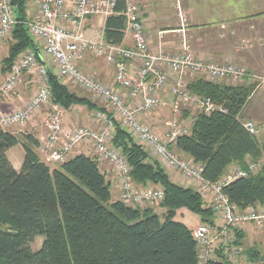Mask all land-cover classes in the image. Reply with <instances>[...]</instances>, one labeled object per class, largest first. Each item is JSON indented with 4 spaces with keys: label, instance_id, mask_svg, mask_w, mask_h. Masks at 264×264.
Segmentation results:
<instances>
[{
    "label": "trees",
    "instance_id": "obj_1",
    "mask_svg": "<svg viewBox=\"0 0 264 264\" xmlns=\"http://www.w3.org/2000/svg\"><path fill=\"white\" fill-rule=\"evenodd\" d=\"M29 2L12 0L18 23L3 60L2 72L6 74L26 51L40 54L26 27ZM124 9L125 0H120L116 14L106 20L104 39L109 44L124 42ZM49 85L51 103L60 108L80 105L108 113L89 98L70 91L52 72ZM188 88L196 95L211 98L226 113L198 114L190 134L179 137L174 148L201 164L204 178L211 182L220 180L233 165L246 170L249 159L261 161L258 174L237 179L224 189V194L240 210L264 205V151L258 137L245 129L240 117L255 86L198 79ZM112 136L113 146L132 169L135 184L159 186L164 191L160 203L166 210L164 218L152 209L141 210L114 201L111 184L92 157L80 155L52 170L37 154L40 141L33 136H28L32 146H23L21 170H15L8 151L21 141L0 129V264H200L192 230L175 219L179 211L187 210L200 216L202 222L214 225L208 220L216 214L212 204L207 206L194 188L174 183L117 119ZM232 232L234 244L244 248L242 230ZM38 237L44 241L35 252L30 245ZM224 250L219 248L206 264H237ZM243 253L252 263L264 259L255 248L243 249Z\"/></svg>",
    "mask_w": 264,
    "mask_h": 264
},
{
    "label": "built area",
    "instance_id": "obj_2",
    "mask_svg": "<svg viewBox=\"0 0 264 264\" xmlns=\"http://www.w3.org/2000/svg\"><path fill=\"white\" fill-rule=\"evenodd\" d=\"M34 1L38 3V14L26 22V27L31 37L40 43L43 53L50 58L53 71L40 63V56L35 51L28 50L21 55L0 85V129L7 131L23 126L35 119L43 107L50 106L46 122L47 135L44 144L39 148L47 165L66 163L76 146L89 143L94 148L95 161L98 164H108L117 174L120 200L125 205L145 208L161 203L164 200V191L151 186L136 185L127 159L113 146L114 119L119 120L133 137L152 152L165 169L182 174L188 185L196 187L200 193L211 194V204L222 216L227 228L216 230V233L209 224H202L193 229L200 264L212 260L216 251L222 247L225 248L229 260L235 262L242 249L234 244L235 234L232 229H243L251 224L264 228V208L258 206L240 210L224 194V189L237 179L246 178L255 171L260 172L262 162L249 159L246 170L231 169L220 180L211 182L204 178L202 166L176 154L174 145L179 137L189 134L180 122L182 106L199 109L206 115L226 113V109L211 98L191 92L186 83L188 75L232 83H253L261 80L260 77L240 65L200 60L192 54L185 42L181 50L173 55L154 53L144 30L140 5L134 0H125L122 13L126 18V33L132 36V48L104 41L96 42L87 36L86 22L91 18L107 19L115 15L120 0ZM176 2L177 16L185 25L186 16L178 0ZM17 23L16 8L12 0H0V43L11 35ZM260 43L264 47V38ZM242 47L240 45L239 48ZM88 53H93L98 59L114 66V86L104 84L80 69L79 65ZM132 67L135 69L134 74ZM49 72L101 101L109 114L95 111L92 119L96 127L76 125L66 128L61 108L51 105ZM26 73L37 75L36 92L22 108L11 112L4 111L2 100L19 87ZM171 77L175 115L167 121V131L162 135L143 123L141 118L164 106L159 94L168 88ZM244 127L252 136L260 135V129L253 122H245Z\"/></svg>",
    "mask_w": 264,
    "mask_h": 264
},
{
    "label": "crops",
    "instance_id": "obj_3",
    "mask_svg": "<svg viewBox=\"0 0 264 264\" xmlns=\"http://www.w3.org/2000/svg\"><path fill=\"white\" fill-rule=\"evenodd\" d=\"M134 1L140 4L144 30L150 48L154 53L164 52L175 54L179 52L184 43L183 39L189 44L188 35L193 31L198 34H203L208 38L205 41L206 47L199 42L196 43L197 53H199L202 60L216 62L218 64L232 63L240 65L247 68L250 73L260 77L261 80L253 82L255 90L251 94L240 117L243 123L248 121L253 122L260 129L258 139L264 148V47L261 46L260 43L261 39L264 38V30L262 31L260 28V23L264 21V0H180V6L184 11L187 20L185 25L181 23L179 24L177 14H174L171 4H168L166 0ZM34 16L35 13L31 18ZM106 20L107 19L96 17L91 18L86 22V32L90 40L106 42L104 39ZM167 26H172V28H168ZM226 31H228L227 36L229 38L222 41ZM240 33L242 34L240 35ZM238 41H242L243 43L240 44ZM2 43H0V51L3 54L5 52V47H3ZM36 43L40 48L38 40H36ZM133 44L131 34L126 33L124 42L121 46L132 48ZM240 45L243 46L242 49L239 48ZM39 56L40 63L45 64L48 68L50 67L49 70L53 71L51 69V60L49 57L45 58L42 49L40 50ZM79 66L82 71L93 76L98 81L111 86L115 85L114 66L107 64L102 59H98L93 53H88ZM131 71L132 74L135 73L134 67H132ZM168 73L171 74L169 71ZM6 76V73L0 71V85L4 82ZM37 82L38 77L35 73L24 74L22 83L19 87L15 89L10 96L2 100L1 106L3 110L11 112L22 108L36 92ZM62 82L65 85L68 84L71 86L68 81L63 80ZM212 82L236 85L235 83L225 80H212ZM171 87L172 85L169 83L168 88ZM70 91L73 90L70 89ZM160 97L163 98L162 100L164 101V106L161 107L162 111L157 114L144 115L141 120L143 123L148 124L155 129L163 130L166 129L165 126L169 120V118L165 119L167 117L166 115H168V111L165 109H169L172 105L173 95L170 91H165L160 94ZM80 108L81 107H76L69 111H62L65 127L72 128L76 125L96 127L97 125L93 119L89 118V116H84L82 109ZM78 109L81 111H77ZM196 114V112L191 111L185 113L183 116L186 117L185 121L189 122L192 120V116ZM47 116L48 108L43 107L35 119L30 121L24 129H16L17 132H13L11 129L9 132L12 131L11 133L16 136L19 135L18 138L20 139L24 133L35 136L36 139H39L40 145L42 146L47 135V131H44L43 129L42 120H45ZM19 149L22 152V156H24V149L22 151L21 145L10 149L8 155L10 152H18ZM93 152L94 148L89 143L78 145L74 148L69 160L80 155L94 158ZM41 157L43 158L42 154ZM8 158L15 170H21L24 160V157H21V154L18 155L17 158H10L9 156ZM233 167L234 166L230 168ZM99 168L105 175L106 180L111 184V192L112 187L114 188V193L112 192L113 200H119L120 191L117 174L108 164H99ZM230 170L231 169H229V171ZM167 174L172 177L171 180L174 183L189 187L187 181L182 178L181 175L174 172L171 173V175L170 172H167ZM178 214H181V216L186 219L183 210L179 211ZM220 225L221 223H219V226ZM241 230L243 232L241 242L243 243L244 248L258 249L259 245L256 242L249 248L248 245L246 246V242L249 243L248 240L249 238L251 239V225H248Z\"/></svg>",
    "mask_w": 264,
    "mask_h": 264
},
{
    "label": "rangeland",
    "instance_id": "obj_4",
    "mask_svg": "<svg viewBox=\"0 0 264 264\" xmlns=\"http://www.w3.org/2000/svg\"><path fill=\"white\" fill-rule=\"evenodd\" d=\"M167 1V3L168 4H171V6H172V9H173V11H174V14L176 15L177 13H178V11L176 10V8H177V2H176V0H166ZM178 2L180 3V0H178ZM138 3V2H137ZM139 4V3H138ZM140 5V4H139ZM28 18L29 19H31V17L34 15V13H35V16L34 17H36L37 16V14H38V3L37 2H35L34 0H30V2H29V4H28ZM179 19V18H178ZM179 22V24L181 23V21L179 20L178 21ZM182 24V23H181ZM168 28H172V26H167ZM260 28L262 29V31L264 30V21L263 22H261L260 23ZM242 33H240V35H241ZM228 35V31H226L225 33H224V37H223V40L222 41H224V40H227L229 37L227 36ZM239 37V36H238ZM202 39V40H201ZM206 39H208L205 35H203V34H198V33H196V32H190V34L188 35V40H189V44L188 43H186L185 42V40L183 39V42H185L189 47H190V50H191V52H192V54L195 56V57H197L198 59H200V60H202V58H201V56L199 55V53H197L198 51H197V46H196V43H201V44H203L204 45V47H206V45H205V41H206ZM219 39H221V38H219ZM35 41H36V39H35ZM247 41V40H246ZM2 42H4V43H2ZM1 43H2V45H3V47H5V52L2 54V52L0 51V71L2 72V69H3V67H4V65H3V60H4V58L5 57H7V55H8V51H9V45H10V43L12 42V36L10 35V36H8L6 39H4L3 41H2ZM207 42H210V41H207ZM247 42H249V41H247ZM228 43V42H227ZM238 43H240V44H242L243 42L242 41H238ZM198 49H200V48H198ZM40 50H41V46H40V48H39V52H40ZM166 54H170V53H166ZM171 55H173V54H171ZM45 58H48L46 55H45ZM204 61V60H203ZM8 74V73H7ZM198 79H201V78H198V77H196V76H194V75H188L187 77H186V83H187V85L189 86L193 81H195V80H198ZM204 80H208V79H204ZM68 83H70L71 84V86L70 85H68L69 86V88L71 89V90H73L75 93H77L78 95H80V96H82V97H86V98H89L97 107H102V108H105L104 107V105H103V103H101V101H99L98 99H96V98H94L92 95H90L89 93H87V92H85V91H83L82 89H79L78 87H76L75 85H73L71 82H68ZM170 84L171 85H173V79H170ZM236 85H240V84H242V83H235ZM189 89V88H188ZM165 91L166 92H171V88H167V89H165ZM165 91H163V92H161L160 94H162V93H164ZM160 94H159V96H160ZM205 98V97H204ZM160 99H163V98H161L160 97ZM217 103V102H216ZM174 104H175V102H174V99H173V101H172V105L170 106V108L169 109H165V110H167L166 112L168 113V115H166L167 117L165 118V119H172L173 117H174V115H175V112H174ZM218 104V103H217ZM51 105H54V104H52L51 103ZM76 107H81L80 109H82V113H83V115L84 116H86V117H88L89 116V118H91L92 119V116L94 115V112H95V110L94 109H89V108H86V107H84V106H80V105H77V106H72V107H70V108H68V109H64V108H62L61 109V112L62 111H64L65 112V110L66 111H69V110H72V109H74V108H76ZM161 107H163V106H160V108H158V109H156V110H154L153 112H151L150 114H157L158 112H160V111H162V108ZM195 107V106H194ZM48 108V113H49V109L51 108L50 106L49 107H47ZM164 108H166V107H164ZM80 109H78L77 111H81ZM106 110H107V108H105ZM108 111V110H107ZM191 111H194V112H196L197 114L196 115H194V116H192V120H190L189 122H187V121H185V119H186V117L185 116H183L185 113H189V112H191ZM63 113V112H62ZM80 114V113H79ZM198 114H204V113H201V111L199 110V109H194L193 107H190V108H185V107H181L180 108V117H181V120H180V122H181V124L184 126V127H186L187 128V131H188V133L190 134V132H189V129H192V127H193V123H194V121H195V117L198 115ZM82 115V114H81ZM206 115V114H205ZM188 118V117H187ZM34 120V119H33ZM32 120V121H33ZM30 122V121H29ZM28 122V123H29ZM42 122H43V129H44V131L46 130V122H47V117L45 118V120L43 119L42 120ZM193 122V123H192ZM28 123H26L25 125H23V126H19V127H15V128H11L12 130H13V132L14 131H16L17 132V130L16 129H24V127L28 124ZM148 125V124H147ZM149 126V125H148ZM165 126V125H164ZM151 127V126H150ZM166 127V126H165ZM152 129H154V130H156L158 133H160V134H165L166 133V131H167V128L166 129H163V130H158L157 128L155 129L154 127H151ZM11 129H9V130H11ZM8 130V131H9ZM19 131V130H18ZM47 131V130H46ZM12 132V131H11ZM188 135V134H187ZM28 136H32V135H29V134H27V133H24V134H22V138L20 139V141H21V146H22V151H23V149H24V144H27V145H29V146H32V143H30V142H28L29 140H28ZM184 136V135H183ZM17 137H19V135H17ZM34 138H35V136H33ZM135 138V137H134ZM36 139V138H35ZM136 139V141L138 142V143H140L139 142V140L137 139V138H135ZM37 140H39V139H37ZM259 140V139H258ZM142 144V143H141ZM143 145V144H142ZM176 145V144H175ZM174 145V146H175ZM19 146V145H18ZM41 146V145H40ZM17 147V146H16ZM143 147L145 148V150L148 152V154L150 155V157L152 158V160H154V161H157V159L153 156V154H152V152L151 151H149V149H147L144 145H143ZM261 147H262V145H261ZM263 148V147H262ZM174 150H175V152H176V154H178V155H181V156H183L184 158H186V159H188V160H191L192 162H194L192 159H190V158H188L187 156H185L184 154H182V153H180L176 148H174ZM263 150H264V148H263ZM36 152H37V154L39 155V157H40V159L45 163V161H44V159L41 157V152H40V150H39V147L36 149ZM16 154V155H15ZM21 154V157H25V150H24V156H22V152H21V150L19 149L18 150V152H10V154L8 155L10 158H17V156L18 155H20ZM70 158V157H69ZM24 161V160H23ZM249 161V160H248ZM159 162V161H158ZM160 163V162H159ZM195 163V162H194ZM46 164V163H45ZM195 164H197L198 165V163H195ZM161 165V164H160ZM201 165V164H200ZM52 170H54L55 168H57L58 166H60V165H54V166H51V165H48ZM55 166H57V167H55ZM202 166V165H201ZM234 167L233 168H230V169H235V168H239L238 166H236V165H233ZM53 167H55V168H53ZM161 167H163L162 165H161ZM232 167V166H231ZM202 168H203V166H202ZM163 169L166 171V172H170V175H171V173H177V174H179V172H176V171H174V170H169V169H165L164 167H163ZM229 171V170H228ZM259 173V171L257 172V171H255L253 174H258ZM179 175H181L182 176V178H184L185 179V177L182 175V174H179ZM225 175V174H224ZM170 177V179H172V177L171 176H169ZM191 185H189V187H190ZM151 187H154V188H158V189H161V187H159V186H151ZM191 188H194L195 190H197L198 191V189L196 188V187H191ZM112 192L114 193V188L112 187ZM199 192V191H198ZM200 193V192H199ZM201 195H202V197L204 198V200L206 201L205 203H206V205L207 206H210L209 204H211V201H212V198L210 197V195L211 194H209V193H206V195L205 194H202V193H200ZM119 200H120V198H119ZM115 201V200H114ZM121 201V200H120ZM132 207V206H131ZM149 207V208H148ZM134 208H137V207H134ZM260 208H264V205H262ZM137 209H141V210H145V209H152L153 210V212L155 213V214H157V215H159L160 217H162V218H164V215H165V213H166V210L162 207V205H160V203H156L155 205H152V206H146L145 208H137ZM183 212L185 213V215H186V219H185V217H182L181 216V214H177V216H176V221H179V222H183V223H186L187 224V226L189 227V228H192L191 230L193 231V229H195V228H197L198 226H200V225H202V224H207V223H205V222H202V220H201V217L200 216H198V215H195V214H193L192 212H189V211H187V210H183ZM189 217H192V218H189ZM192 219H195V220H192ZM208 220L209 221H211V222H214V225H210L211 227H213L214 228V231L216 232V230H223L224 228H227L225 225V222L223 221V218H222V216L219 214V213H217L216 212V214H214L212 217H209L208 218ZM201 222V223H200ZM200 223V224H199ZM219 223H221V225L219 226ZM245 228V227H244ZM251 228H252V233L250 234L251 235V239L249 238V240H248V242L249 243H247L246 242V246L248 245V248L249 247H251L255 242L256 243H258V245H259V247H258V251H260L261 253H262V255L264 256V228H258V227H256L255 225H252L251 224ZM229 229V228H228ZM217 233V232H216ZM218 235V234H217ZM43 241H44V239L43 238H41V237H38V238H36L35 240H34V242L30 245V247H31V249L33 250V251H38L39 249H41V246H42V244H43ZM242 249V253L240 254V256H238V258L235 260V263H237V264H264V259H263V261L262 262H259V263H252V262H249L248 261V258H247V256L243 253V249H245V248H241Z\"/></svg>",
    "mask_w": 264,
    "mask_h": 264
}]
</instances>
